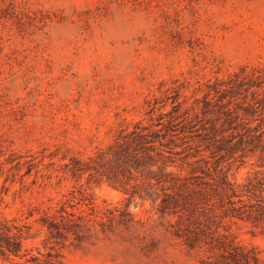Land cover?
I'll list each match as a JSON object with an SVG mask.
<instances>
[{
  "label": "rangeland",
  "instance_id": "1",
  "mask_svg": "<svg viewBox=\"0 0 264 264\" xmlns=\"http://www.w3.org/2000/svg\"><path fill=\"white\" fill-rule=\"evenodd\" d=\"M136 122L159 131L202 241L190 247L173 233L179 217L137 195L129 226L51 238L42 217L69 192L127 203L66 164ZM263 196L264 0H0V219L25 225L26 254L0 264H206L223 252L211 242L264 261Z\"/></svg>",
  "mask_w": 264,
  "mask_h": 264
},
{
  "label": "trees",
  "instance_id": "2",
  "mask_svg": "<svg viewBox=\"0 0 264 264\" xmlns=\"http://www.w3.org/2000/svg\"><path fill=\"white\" fill-rule=\"evenodd\" d=\"M158 132L136 122L132 129L121 128L113 143L106 150L98 149L88 161L72 158L66 166L67 171L74 177L85 172H90L89 175L92 177H103L112 186L126 194L127 203L122 206L110 204L100 207L86 193L80 191V197L77 198L73 192H69L58 208L42 217V225L48 229L49 236L60 241L71 235L75 241L80 242L91 236L93 232L106 233L120 226L127 227L134 220L128 204L137 195L152 198L161 214H172L179 217L176 223L171 224L175 226L173 233L183 238L192 248L196 243L199 244L202 241L199 234L203 230L199 231L190 226L195 213V208L191 206L195 202L191 200L189 194L186 195L183 192L188 188L187 183L181 182L182 180L177 175L165 170L166 166L162 164L164 162L163 151L156 144L158 141L162 145ZM231 190L233 196H238L236 190L232 188ZM261 200L262 198H257L255 204L264 208V202ZM227 202L233 203L230 199ZM252 205L253 203H250L249 207ZM247 206L232 205L225 210L233 212L242 209L243 212L231 214V216H240L249 211V215L255 219L260 218V215L263 217L261 210L252 208L248 210L245 208ZM182 215L188 221V224L183 226L180 220ZM24 226L16 225L6 218L0 219V254L3 257L11 259L26 256L23 253ZM224 246V242H219V244L211 242L212 249L221 250L223 248V252L219 254L220 259L209 260L206 264H264V261H260L252 249L238 247L228 249ZM30 260L34 264H44L38 257L32 255Z\"/></svg>",
  "mask_w": 264,
  "mask_h": 264
}]
</instances>
